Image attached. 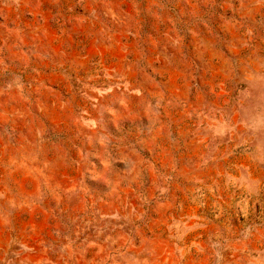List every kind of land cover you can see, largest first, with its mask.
I'll use <instances>...</instances> for the list:
<instances>
[{"label":"rangeland","instance_id":"374dc122","mask_svg":"<svg viewBox=\"0 0 264 264\" xmlns=\"http://www.w3.org/2000/svg\"><path fill=\"white\" fill-rule=\"evenodd\" d=\"M0 264H264V0H0Z\"/></svg>","mask_w":264,"mask_h":264}]
</instances>
